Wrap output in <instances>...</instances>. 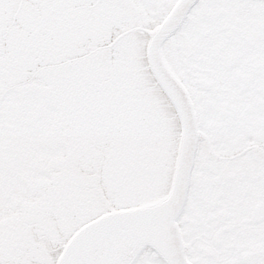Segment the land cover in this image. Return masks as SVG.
Wrapping results in <instances>:
<instances>
[{"label":"snow or ice","instance_id":"snow-or-ice-1","mask_svg":"<svg viewBox=\"0 0 264 264\" xmlns=\"http://www.w3.org/2000/svg\"><path fill=\"white\" fill-rule=\"evenodd\" d=\"M0 264H264V0H0Z\"/></svg>","mask_w":264,"mask_h":264}]
</instances>
